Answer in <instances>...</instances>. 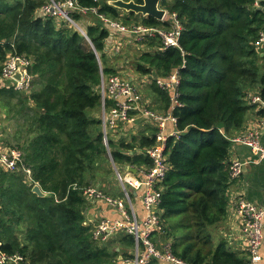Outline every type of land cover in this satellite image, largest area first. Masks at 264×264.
<instances>
[{
	"label": "trees",
	"instance_id": "1",
	"mask_svg": "<svg viewBox=\"0 0 264 264\" xmlns=\"http://www.w3.org/2000/svg\"><path fill=\"white\" fill-rule=\"evenodd\" d=\"M49 2L0 0V70L7 53L16 52L32 58L34 75L29 93L0 88V110L13 117L17 147L47 193L33 192L34 183L22 170L0 168V249L23 255L24 264H127L134 258V236L120 232L107 242L96 240L92 224L86 223L84 187L110 178L112 159L120 169L150 165L145 149L154 145L158 128L147 123L129 140L124 131L123 138H110V158L100 117L102 71L116 74L105 51L110 31L93 15L86 27L92 45L76 27L44 11ZM253 3L167 0L165 9L177 13L182 23L185 54L164 47L160 38H149L133 56L140 75L180 73L181 106L175 114L181 133L167 142L170 168L160 203L164 231L153 240L161 248L170 244L172 253L190 264L248 261L247 249L238 250L218 229L227 219L235 183L231 138L246 129L258 108L249 96L264 99V45H258L264 7ZM80 4L98 7L130 26H171L168 20L126 12L105 0ZM81 17L74 13L76 21ZM145 92L153 109L170 108V91L152 84ZM147 264L166 263L154 258Z\"/></svg>",
	"mask_w": 264,
	"mask_h": 264
},
{
	"label": "built area",
	"instance_id": "2",
	"mask_svg": "<svg viewBox=\"0 0 264 264\" xmlns=\"http://www.w3.org/2000/svg\"><path fill=\"white\" fill-rule=\"evenodd\" d=\"M105 1L110 4V0ZM253 6L264 7V0H254ZM43 10L76 27L83 35H86L84 36L92 45V40L88 37L86 29L78 24L74 18V13L79 12L82 15L94 14L99 16L100 21L110 31V37L107 39L105 46V51L109 56L118 54L119 49H117L116 43L127 35L126 33H129L132 39L140 43V45L149 38H160L164 47L179 48L182 50L183 55L185 54L180 43L182 23L175 12L169 13L167 11L163 18V20L170 21L171 26L168 29L164 27H148L142 24L128 27L121 21L100 13L98 7L80 4V0H50L43 7ZM258 45H264L263 32ZM185 64L186 60L184 59L183 67L186 66ZM32 65L33 60L27 55L8 52L0 70V88H14L15 90L29 93L34 79V75L30 70ZM17 70L21 71L20 78L14 76ZM136 82L148 85L156 84L161 89L170 91V108L167 111L153 109L151 101L144 98ZM179 84L180 73L178 69L167 76L140 75L136 78L131 77L128 79L122 78L118 74L105 76L102 71L100 84L101 119L104 141L110 158L112 159V151L109 146V139L118 137L125 125L134 124L136 126L138 121L144 118L148 123L158 128L154 145L145 149L150 165H142L140 167L129 165L123 169L115 167L116 174L123 184V197L106 195L98 186L96 187L93 184L84 187V194L89 201L96 202L97 198H100L119 212L117 217L108 216L94 222H86L87 224H92V232L96 240L104 243L120 232L134 236V258L126 260L127 264H147L154 258L160 259L166 264H190L176 257L171 251L170 244H164L161 248L153 240L154 234L164 231L160 203L163 192L162 183L170 168L168 154L166 153L167 142L170 137L178 138L181 133L177 126L178 118L175 114L177 107L181 106ZM248 99L250 103L256 104L259 109L264 110V99L260 95L253 94ZM108 101H111V104H108ZM263 130L264 116L242 133L232 137L231 141L232 143L237 142L247 145L258 157L259 161H264V146L261 143ZM244 165L245 163L238 159L231 160L230 175L232 181L235 182L240 178L244 171ZM130 167H135L137 172H132ZM0 168L6 171L22 170L29 181L33 182L34 185L38 183L33 179L31 168L24 162V152L17 146L0 145ZM133 192H136L141 199L144 210L142 217L138 215L133 205L131 197ZM230 201L231 211L239 221L247 242L249 255L246 264H258L263 260L261 250L264 244V205L258 206L243 195H240V193L236 194ZM24 258L21 254L8 255L0 249V264H24Z\"/></svg>",
	"mask_w": 264,
	"mask_h": 264
},
{
	"label": "crops",
	"instance_id": "3",
	"mask_svg": "<svg viewBox=\"0 0 264 264\" xmlns=\"http://www.w3.org/2000/svg\"><path fill=\"white\" fill-rule=\"evenodd\" d=\"M136 78V77H134ZM262 109H255L251 113V117L247 122L246 129L257 123L259 119L264 116ZM140 123V124H139ZM136 126L134 124L125 125L121 130V138L125 136L136 134L140 129L146 127L148 121L142 118ZM139 125V126H138ZM245 129V130H246ZM138 130V131H137ZM124 131V132H123ZM119 133V132H118ZM3 134H1L2 136ZM0 143L3 144L0 139ZM5 143V142H4ZM261 143L264 146V130L261 136ZM238 159L245 163L244 171L239 179H237L230 190V200H232L236 194L240 193L250 202L258 205H264V161H259L258 157L252 152L251 148L242 143L234 142L230 150V160ZM134 194L133 205L140 217L144 215L142 202L136 193ZM113 196V195H111ZM120 197V196H119ZM86 222H94L102 217L119 216V212L111 205L105 202V200L98 201V203L89 206L86 213ZM218 232L224 236H228L233 241L234 246L238 250H246L247 242L242 233V229L239 221L233 215L231 211V201L226 221L220 225ZM263 260L258 264H264V244L262 247Z\"/></svg>",
	"mask_w": 264,
	"mask_h": 264
},
{
	"label": "rangeland",
	"instance_id": "4",
	"mask_svg": "<svg viewBox=\"0 0 264 264\" xmlns=\"http://www.w3.org/2000/svg\"><path fill=\"white\" fill-rule=\"evenodd\" d=\"M166 1L167 0L162 1L161 7H165ZM93 15L94 14L83 15L84 18L81 17L77 21L78 24H80L81 26H83L86 29L87 25L89 23H91ZM119 21H121V20H119ZM127 26L130 27V25H127ZM126 34L127 35L122 37V39L116 43L117 49H119V51H118L119 54H117L115 56L112 54V56L107 57V63L109 65H112L116 69V74L120 75V77H122V78L128 79L131 77L140 76V74H138L135 71V68L133 67V64H134V57L133 56H135V52L137 49H139V48L144 49L146 47H145V45H140V43L135 42L134 39H132V36L129 35V33H126ZM120 38H121V36H120ZM86 40H87V38H86ZM154 76H156V75H154ZM136 84H137L139 90L141 91V93L143 94L144 98L146 100L151 101V105H152L151 97L148 95V92H145V90L148 88V84L140 83V82H136ZM100 117H101V111H100ZM15 129H16V125H15V121H14L13 117H8L5 109L0 110V139L3 142V144L0 143V145L18 146V142H19L18 137L19 136H18V134L16 135ZM1 134H3V135L1 136ZM130 137L131 136L128 135V137H126V138L129 140ZM20 143H22L21 140H20ZM111 168L113 169V173H112L110 178H108L106 180H100L96 183H93V185H95L96 187L98 186L100 188V190L106 195H108L106 192L110 191V192H113L111 194L117 195V196H113V197H119V196L123 197L124 196L123 195V192H124L123 184L120 181L118 175L116 174V171L114 169V165L112 163H111ZM122 172H123V170H122ZM128 188H130V187H128ZM105 190H106V192H105ZM111 194H109V195H111ZM98 201H102V199L97 198L96 202L89 201V206L98 203Z\"/></svg>",
	"mask_w": 264,
	"mask_h": 264
},
{
	"label": "water",
	"instance_id": "5",
	"mask_svg": "<svg viewBox=\"0 0 264 264\" xmlns=\"http://www.w3.org/2000/svg\"><path fill=\"white\" fill-rule=\"evenodd\" d=\"M162 1L164 0H142V2L135 0H110V4L126 12H134L143 16H154L159 20H163L167 10L165 7H161ZM14 76L20 78L21 71L17 70ZM112 163L115 169L116 164L114 162ZM130 170L134 173L137 172L135 167H130ZM32 190L39 196H45L47 194L38 183L33 186Z\"/></svg>",
	"mask_w": 264,
	"mask_h": 264
}]
</instances>
